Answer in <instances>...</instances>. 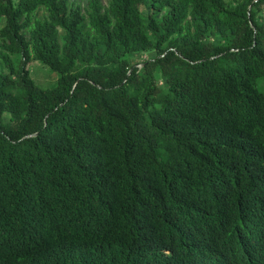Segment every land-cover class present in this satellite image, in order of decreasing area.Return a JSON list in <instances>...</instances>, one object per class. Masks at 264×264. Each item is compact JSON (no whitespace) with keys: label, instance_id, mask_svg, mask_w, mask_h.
I'll use <instances>...</instances> for the list:
<instances>
[{"label":"trees","instance_id":"trees-1","mask_svg":"<svg viewBox=\"0 0 264 264\" xmlns=\"http://www.w3.org/2000/svg\"><path fill=\"white\" fill-rule=\"evenodd\" d=\"M0 21V264H264V0Z\"/></svg>","mask_w":264,"mask_h":264},{"label":"rangeland","instance_id":"rangeland-1","mask_svg":"<svg viewBox=\"0 0 264 264\" xmlns=\"http://www.w3.org/2000/svg\"><path fill=\"white\" fill-rule=\"evenodd\" d=\"M88 0H71L72 3L79 4L82 7H86ZM229 4H234L235 0H227ZM106 3V0H104ZM43 12L39 13V16H42ZM3 25V21H0V26ZM153 57V54L149 53H143L136 55L134 57V61L136 63H143L148 61L150 58ZM29 70L31 71V75L33 79L36 81V83L43 87V88H49L56 84L58 80V76L51 71L48 67L44 66L40 62H31L28 66Z\"/></svg>","mask_w":264,"mask_h":264}]
</instances>
